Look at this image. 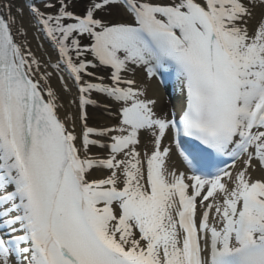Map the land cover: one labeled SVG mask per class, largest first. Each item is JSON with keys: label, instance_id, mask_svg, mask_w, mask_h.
I'll return each instance as SVG.
<instances>
[{"label": "snow or ice", "instance_id": "snow-or-ice-1", "mask_svg": "<svg viewBox=\"0 0 264 264\" xmlns=\"http://www.w3.org/2000/svg\"><path fill=\"white\" fill-rule=\"evenodd\" d=\"M76 3L0 0V264H264V0ZM30 27L55 63L31 51ZM61 66L79 100L63 118L40 71ZM152 81L157 95L179 87L170 111L157 114ZM93 92L117 124L89 126Z\"/></svg>", "mask_w": 264, "mask_h": 264}, {"label": "bare ground", "instance_id": "bare-ground-1", "mask_svg": "<svg viewBox=\"0 0 264 264\" xmlns=\"http://www.w3.org/2000/svg\"><path fill=\"white\" fill-rule=\"evenodd\" d=\"M80 2L86 1V0H79ZM78 1V2H79ZM18 3L22 2V0H17ZM14 11V10H13ZM121 19H127L126 16L122 17ZM27 40L29 42V46L31 51L34 53V55L40 59L42 62H44L45 65L49 63H55L58 58V53L57 51L55 52V55H53L48 49V47L45 46V41L43 33L38 32L35 27H30L28 28L27 31ZM53 48V47H52ZM94 63L98 64V61L94 60ZM41 72H50L52 73L51 79H50V85L56 90L59 96V103L63 104V108H60L59 114L61 118H63L64 114L66 112H71L73 114H78L79 113V100H78V91L77 87L73 81V79L69 76L67 71L64 70V67L61 66V69L59 71L51 68V67H41L40 69ZM57 71V74H56ZM111 74V70L107 67L104 66H98V76H103L105 77L104 83L110 84L111 81L109 79ZM63 76L64 78V84L61 83L60 77ZM129 78H131L129 74ZM136 80L139 83L144 82V74L143 70H138L137 75H136ZM109 79V81L107 80ZM43 83V81H41ZM67 85L68 91L64 90V85ZM171 89V90H170ZM173 94L174 96L171 97L170 95ZM148 95L151 96H156L158 99V105L156 108L157 114H160L162 111H170L173 107V105L177 102L178 96H179V87H173L172 85H169L167 91H161L159 95H157L155 91V81H152L150 83V87L148 89ZM91 99H94L93 95L91 94ZM75 100V104H70V101ZM97 100V99H94ZM99 101V100H97ZM100 102V101H99ZM87 111L89 114V120L88 124L89 126H111L117 124V122L113 121L111 116H114L116 113L115 110L111 109V115L108 114L106 111L105 107L103 105L101 107H94L92 105L87 106ZM76 132L77 134H82L81 132V125L80 122L77 121V127H76ZM146 137L141 134V149L145 147L144 141ZM169 141L165 140L164 144L167 145ZM149 152L151 151V146L148 145ZM92 154H99L101 156L107 155V150L106 149H100L97 147H93L90 149ZM175 168L178 171H185V167L182 165L180 162L178 156L176 153L172 155L171 161L169 162V168L170 170L172 168ZM107 171H99L94 169L93 170V178H99L101 175H106Z\"/></svg>", "mask_w": 264, "mask_h": 264}, {"label": "rangeland", "instance_id": "rangeland-1", "mask_svg": "<svg viewBox=\"0 0 264 264\" xmlns=\"http://www.w3.org/2000/svg\"><path fill=\"white\" fill-rule=\"evenodd\" d=\"M79 0H77V3L75 4V6L71 9L73 10L76 14L78 15H83L84 13V10H85V7L86 5L88 4L89 0H86V1H82V2H78ZM45 11H49L48 9H44ZM51 11H55V9H52ZM98 16L100 17H103L105 20H120L122 17H124V15H112V16H108L107 14L105 13H97ZM68 22H74V21H65V23H68ZM76 35V34H74ZM81 41V44L82 45H89L92 41L91 39L87 36V35H84L82 37H78ZM45 46L48 47V49H50L51 53L53 55H55V50L45 42ZM74 55V54H73ZM84 59H87V60H90L94 63V60L95 58L90 54V53H85L84 57H82ZM88 71H92V72H95L96 75L98 74V67L97 68H89ZM56 74H57V71H56ZM98 76V75H97ZM85 80H88L89 82H93V83H98L99 81L95 80V79H92V78H89L87 76L84 77ZM109 81V79H107ZM94 97V99H97L99 100L100 102H102V105H107L110 109H113L116 111V113L114 114V116H111L112 120L117 122L118 123V115H117V108H118V105L113 103L111 100L105 98L102 94H99V93H96V92H93L91 93Z\"/></svg>", "mask_w": 264, "mask_h": 264}]
</instances>
